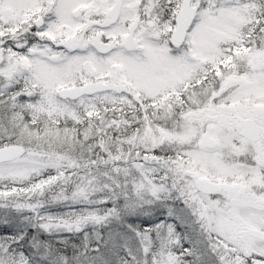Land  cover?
I'll use <instances>...</instances> for the list:
<instances>
[{
  "label": "snow or ice",
  "instance_id": "obj_1",
  "mask_svg": "<svg viewBox=\"0 0 264 264\" xmlns=\"http://www.w3.org/2000/svg\"><path fill=\"white\" fill-rule=\"evenodd\" d=\"M0 264H264V0H0Z\"/></svg>",
  "mask_w": 264,
  "mask_h": 264
}]
</instances>
